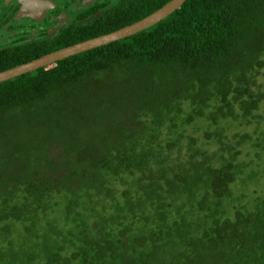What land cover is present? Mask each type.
<instances>
[{
  "label": "trees",
  "instance_id": "16d2710c",
  "mask_svg": "<svg viewBox=\"0 0 264 264\" xmlns=\"http://www.w3.org/2000/svg\"><path fill=\"white\" fill-rule=\"evenodd\" d=\"M167 1L100 0L0 71ZM263 68L264 0H184L0 81V264H264Z\"/></svg>",
  "mask_w": 264,
  "mask_h": 264
},
{
  "label": "flooded vegetation",
  "instance_id": "af4514ba",
  "mask_svg": "<svg viewBox=\"0 0 264 264\" xmlns=\"http://www.w3.org/2000/svg\"><path fill=\"white\" fill-rule=\"evenodd\" d=\"M101 1L108 6L114 0ZM97 3L100 0H46L48 15L36 22L39 12L26 9V0H0V50L20 46L19 49L31 51L27 47L56 36L70 22L76 25L94 21L102 13L100 7L96 11L87 8H94Z\"/></svg>",
  "mask_w": 264,
  "mask_h": 264
},
{
  "label": "water",
  "instance_id": "95a60500",
  "mask_svg": "<svg viewBox=\"0 0 264 264\" xmlns=\"http://www.w3.org/2000/svg\"><path fill=\"white\" fill-rule=\"evenodd\" d=\"M182 2H184V0H169L151 14L137 21H134L126 26L120 27L102 35L92 37L87 40L74 43L67 47L51 51L25 63L2 70L0 71V81L29 72L31 70L37 69L51 62L69 57L76 53L115 41L119 38L127 37L132 33L144 29L157 22L158 20L162 19L171 11L175 10Z\"/></svg>",
  "mask_w": 264,
  "mask_h": 264
},
{
  "label": "rangeland",
  "instance_id": "374dc122",
  "mask_svg": "<svg viewBox=\"0 0 264 264\" xmlns=\"http://www.w3.org/2000/svg\"><path fill=\"white\" fill-rule=\"evenodd\" d=\"M26 1H27L26 7H25L26 9L30 10L31 12L32 11L39 12V15L35 17L36 22H39L41 18L46 17V15H48L46 12L47 11L46 10V0H26Z\"/></svg>",
  "mask_w": 264,
  "mask_h": 264
}]
</instances>
